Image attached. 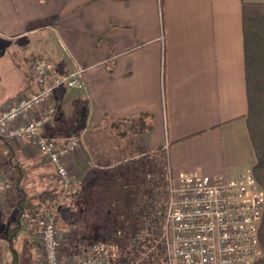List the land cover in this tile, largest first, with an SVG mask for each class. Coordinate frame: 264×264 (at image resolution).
Here are the masks:
<instances>
[{
	"label": "crops",
	"instance_id": "1",
	"mask_svg": "<svg viewBox=\"0 0 264 264\" xmlns=\"http://www.w3.org/2000/svg\"><path fill=\"white\" fill-rule=\"evenodd\" d=\"M245 3L264 0H0V110L30 90V59L45 57L58 71H81L84 82L82 90L55 92L46 137L71 136L82 111L81 136L140 118L149 132L138 137V158L166 147L173 174L237 175L256 163L245 122ZM100 146L92 153L84 144L68 169L81 167L93 184L105 181L100 172L116 175L110 169L121 164L115 154L125 146L112 145L111 153L105 146L98 154ZM42 159L32 147L0 138V264H44L39 238L17 219L21 192L33 197L26 191L28 163L38 181H53L51 171L60 182ZM90 192L83 197L92 200Z\"/></svg>",
	"mask_w": 264,
	"mask_h": 264
},
{
	"label": "built area",
	"instance_id": "2",
	"mask_svg": "<svg viewBox=\"0 0 264 264\" xmlns=\"http://www.w3.org/2000/svg\"><path fill=\"white\" fill-rule=\"evenodd\" d=\"M30 90L0 110V138L32 147L53 166L64 189L73 183L69 158L80 137L63 141L43 134L54 115V94L61 87L82 90L81 71H58L45 57L30 59ZM166 150V147H165ZM163 150V151H165ZM166 205L159 224V264H256L264 257L260 227L264 219V188L248 167L234 176L181 170L173 174L167 164ZM5 185L0 181V195ZM57 211H23L19 222L32 230L42 245L44 264H119L102 242L85 246L82 257L66 262L60 256Z\"/></svg>",
	"mask_w": 264,
	"mask_h": 264
},
{
	"label": "rangeland",
	"instance_id": "3",
	"mask_svg": "<svg viewBox=\"0 0 264 264\" xmlns=\"http://www.w3.org/2000/svg\"><path fill=\"white\" fill-rule=\"evenodd\" d=\"M83 123L84 120L77 119L68 130L70 135L80 136V145L75 154H79L84 144L90 147L92 153H96L93 151L96 145H101L97 152L98 154H102L104 151L111 153L113 151H111L112 145L125 146L124 153L115 154L116 159H121V164L117 165L116 168L110 169L111 172L116 171V181L112 180L113 174H107L104 171V173L100 172L99 174H102V177L105 176V181L100 184H93L92 181L88 183V180L86 181L82 177L83 169L76 167L72 168L73 171L71 172L73 176L72 185L68 189H64L51 171L48 174L52 176L51 179L53 181L49 183L47 181H38L36 176H33L34 172L30 169V166H33L30 162L27 170L30 173L28 178L30 185L27 187V194L36 196L43 191L52 192V196L47 197L34 211L40 213L45 210L55 209L57 211L62 244L60 256H65L68 262L76 261L82 257V252L86 245L99 241L109 248V253L119 264H124V259L127 256L125 254L126 250L124 253H120L118 248L119 243L124 239L119 234V231L122 230L120 228L122 220L131 213L135 208L134 205L139 203V198L144 197L143 199L148 204H145L143 208L145 210L143 213V215L145 214L144 217H139V230L134 234L133 238H130V236L125 237L126 249L131 252L130 257H128L131 258L134 255L133 252L136 253L137 257L132 262H125V264H159L160 257H162L158 240L160 234L159 224L162 220L157 222V225H151L150 220L153 215H159L164 211L166 205L165 188L167 178L165 175L167 165L165 151L159 149L157 152H144L146 154L138 158V155L143 153L141 152L142 147L136 146L137 142H139L138 137L140 138L149 132L146 125L143 126L141 123L140 118L115 121V123L110 125L111 127H107V125L99 131L91 130L90 133L81 136L79 126ZM105 146L107 151H103ZM129 156L135 157V159L128 161L127 158ZM14 160L16 165H21V161L18 158ZM89 161L87 160L88 163ZM45 163L47 162L42 159L40 164L47 168ZM91 163L93 165L92 161ZM84 169L87 170L86 166ZM93 174L96 175V173ZM159 176L164 177L163 182L158 181ZM93 186L96 188L90 192L89 188ZM130 189L136 192V198L133 195H131L132 197L128 195L129 192L127 191ZM150 191L151 194L147 196L146 194H149ZM84 192H90L89 195L94 198L91 200L87 199L89 196L83 197ZM83 198H86L87 201ZM129 201L133 202L130 203ZM85 204L86 206H92L93 204V210L84 211ZM150 204L153 205L152 210L147 207ZM141 205H144L143 201ZM92 212L93 215L91 214ZM148 227L150 231H148ZM141 249L143 250L141 251Z\"/></svg>",
	"mask_w": 264,
	"mask_h": 264
},
{
	"label": "trees",
	"instance_id": "4",
	"mask_svg": "<svg viewBox=\"0 0 264 264\" xmlns=\"http://www.w3.org/2000/svg\"><path fill=\"white\" fill-rule=\"evenodd\" d=\"M241 12L245 62L244 74L248 111L245 117V122L247 124V133L250 138L251 147L253 148L255 154L256 163L253 166V173L255 174L258 183L262 186V188H264V3H245L241 7ZM82 112L77 114L78 120H81L80 117ZM112 177V180L116 181V175L114 174ZM158 181L163 182L164 177L159 176ZM127 192H129L128 195H133L134 198H136L135 191L130 189ZM51 194L52 192L48 193L44 191L36 195V197L33 196L30 198L26 196L25 193L21 192V198L17 202V219L19 220L23 211L34 210L40 203H43L47 197L52 196ZM150 194L151 191L146 195L148 196ZM143 198H139V203H136L135 205L133 204L135 208L131 211V213L126 215V218L124 217L122 220V226L120 227L122 230L119 231V234L122 235L124 239L121 240L118 248L120 249V253H124L126 250L125 254L127 256L124 259V264L125 262H132L137 257L136 253L133 252L134 255L129 258L131 252L126 249L125 237L130 236V238H133L134 234H136L139 230V217H144L145 214L143 215V213L145 210L143 208L145 204H148ZM142 201L144 203L143 206L141 205ZM129 202L131 203L133 201ZM152 206L153 205L150 204L147 207H150L152 210ZM163 214L164 211H162L159 215H153L150 220V223H152L151 225H157V222H160L163 218ZM15 229L16 228H14V230ZM148 231H150L149 227ZM259 235L261 247H264V219H262ZM143 247H145V245H143ZM142 250L143 249H141V251ZM256 264H264V257L260 258Z\"/></svg>",
	"mask_w": 264,
	"mask_h": 264
}]
</instances>
